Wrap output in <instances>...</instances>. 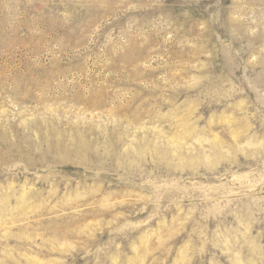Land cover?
Segmentation results:
<instances>
[{
    "label": "rangeland",
    "instance_id": "obj_1",
    "mask_svg": "<svg viewBox=\"0 0 264 264\" xmlns=\"http://www.w3.org/2000/svg\"><path fill=\"white\" fill-rule=\"evenodd\" d=\"M0 264H264V0H0Z\"/></svg>",
    "mask_w": 264,
    "mask_h": 264
},
{
    "label": "bare ground",
    "instance_id": "obj_2",
    "mask_svg": "<svg viewBox=\"0 0 264 264\" xmlns=\"http://www.w3.org/2000/svg\"><path fill=\"white\" fill-rule=\"evenodd\" d=\"M30 2V1H29ZM226 2V1H225ZM31 3V2H30ZM46 4V3H45ZM27 5V4H26ZM35 9V8H34ZM71 13V12H70ZM42 17V16H41ZM73 25V24H72ZM58 31V30H57ZM255 41H256V39H255Z\"/></svg>",
    "mask_w": 264,
    "mask_h": 264
}]
</instances>
